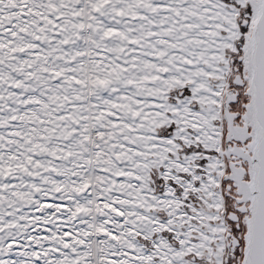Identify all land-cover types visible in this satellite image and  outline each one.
I'll return each mask as SVG.
<instances>
[{"label":"snow or ice","instance_id":"6c2138e0","mask_svg":"<svg viewBox=\"0 0 264 264\" xmlns=\"http://www.w3.org/2000/svg\"><path fill=\"white\" fill-rule=\"evenodd\" d=\"M0 264H264V0H0Z\"/></svg>","mask_w":264,"mask_h":264}]
</instances>
